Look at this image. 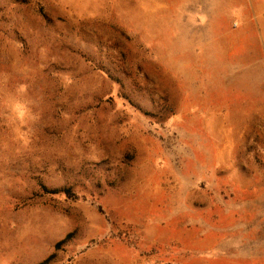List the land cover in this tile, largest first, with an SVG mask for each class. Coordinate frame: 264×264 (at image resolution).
Returning <instances> with one entry per match:
<instances>
[{
  "label": "rangeland",
  "instance_id": "rangeland-1",
  "mask_svg": "<svg viewBox=\"0 0 264 264\" xmlns=\"http://www.w3.org/2000/svg\"><path fill=\"white\" fill-rule=\"evenodd\" d=\"M41 263L264 264V0H0V264Z\"/></svg>",
  "mask_w": 264,
  "mask_h": 264
},
{
  "label": "trees",
  "instance_id": "trees-1",
  "mask_svg": "<svg viewBox=\"0 0 264 264\" xmlns=\"http://www.w3.org/2000/svg\"><path fill=\"white\" fill-rule=\"evenodd\" d=\"M46 193L52 194V195H56V194H63L66 197L72 196L71 192L69 189H53V190H47L45 189ZM44 264V263H41Z\"/></svg>",
  "mask_w": 264,
  "mask_h": 264
}]
</instances>
